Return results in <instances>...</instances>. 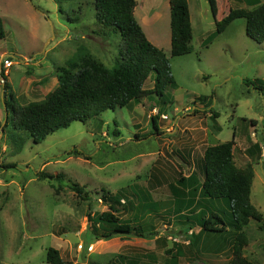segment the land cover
Segmentation results:
<instances>
[{"label":"rangeland","instance_id":"374dc122","mask_svg":"<svg viewBox=\"0 0 264 264\" xmlns=\"http://www.w3.org/2000/svg\"><path fill=\"white\" fill-rule=\"evenodd\" d=\"M135 1L136 21L165 53L173 83L162 97L75 121L39 143L12 126L8 110L0 133V264H46L48 248L69 264H171L172 257L177 264H228L233 230L201 231L186 200L192 194L187 189L176 205L169 187L191 173L202 181L204 149L232 139L235 166L253 171L250 202L262 216L243 229L242 256L264 264V94L245 85L257 80L264 86V42L246 36L243 19L214 34L216 22L243 0H215L213 12L209 0H188L191 52L172 56L168 0ZM94 15V0H0V61L6 55L11 62L3 97L0 83V126L2 101L24 106L42 100L57 86L56 68L80 48L108 68L115 64L120 35ZM152 86L149 77L144 88ZM152 116L158 135H152ZM74 184L87 199L75 194ZM106 192L123 196L118 217L140 225L147 237L94 239L88 217L108 210L101 201ZM203 202L204 214L215 210L229 220L225 200Z\"/></svg>","mask_w":264,"mask_h":264},{"label":"trees","instance_id":"16d2710c","mask_svg":"<svg viewBox=\"0 0 264 264\" xmlns=\"http://www.w3.org/2000/svg\"><path fill=\"white\" fill-rule=\"evenodd\" d=\"M58 4L60 1L54 0ZM170 12V54L185 55L191 52L192 27L187 0H168ZM210 8L215 11V0H209ZM135 0H94L97 24L114 27L121 39L118 58L115 64L108 68L94 59L85 49L80 48L64 66L56 68L57 86L37 102L24 106H11L9 100H4L7 112L12 113L11 121L15 129L24 130L32 137L34 143H39L48 135L59 129L70 126L75 121L86 122L107 110L128 108L149 95L162 97L166 88L173 83L171 67L165 53L152 45L134 18ZM251 9H229L227 14L215 24L214 34H221L235 20L243 19L245 34L257 43L264 42V4L254 0ZM5 30L0 18V40L4 39ZM2 67L1 75L4 76ZM152 79L151 89H145L144 84ZM245 85L264 94V86L259 81H246ZM5 79L4 89H8ZM8 97L14 103L10 94ZM217 117L213 112L211 115ZM8 119V116H7ZM8 121V120H7ZM7 121L4 126L6 128ZM153 134L158 135L156 117H151ZM253 124L254 122L251 121ZM233 139L227 142L208 146L204 149L201 165L202 181L192 174L188 178H180L176 186H170L174 203H180L185 193L192 194L186 199L198 214L199 227L205 233H224L233 230L231 239V259L228 264H253L242 256L246 237L243 229L250 221H262V216L250 202L253 171L251 167L237 168L233 162ZM264 159V155H263ZM41 177L53 176L40 173ZM56 178H61L56 176ZM192 185L187 187L186 182ZM192 187V188H191ZM191 188V189H190ZM75 194L81 199H87V193L77 184L72 186ZM188 189L187 192H185ZM225 200L228 203L230 218L225 221L217 211L207 214L199 208V203L210 200ZM184 200V199H183ZM196 201V204L194 203ZM101 201L108 210L94 213L90 222V233L96 241L115 236L147 237L140 225L118 217L123 196H109L104 193ZM199 210V211H198ZM179 211V210H178ZM193 210H190V213ZM180 213V211H179ZM190 227V226H189ZM188 227V228H189ZM264 230V224L261 226ZM152 235V234H151ZM264 249V243H263ZM121 259H125L123 256ZM171 264H177L172 257ZM135 260L132 263L134 264ZM46 264H69L63 260L59 251L48 248L45 254Z\"/></svg>","mask_w":264,"mask_h":264},{"label":"crops","instance_id":"0c3cea01","mask_svg":"<svg viewBox=\"0 0 264 264\" xmlns=\"http://www.w3.org/2000/svg\"><path fill=\"white\" fill-rule=\"evenodd\" d=\"M253 1L254 0H243V1H241L242 2V6L239 8V9H242V8H252V6H250V4L251 3H253ZM136 2V1H135ZM187 2H188V0H187ZM259 2L262 4H264V0H259ZM169 4V3H168ZM136 5H137V2H136ZM136 5H135V8H134V10H133V15H134V18H135V14H136V10H137V8H136ZM250 6V7H249ZM188 7H189V14H190V22H192V13H191V10H190V5H189V2H188ZM143 12L145 13V11L143 10ZM147 13V12H146ZM145 15V14H144ZM169 18H170V12H169ZM135 20H136V18H135ZM169 22H170V20H169ZM138 23V22H137ZM141 25H143L141 22H140V24H139V26L141 27ZM191 27H192V25H191ZM142 29V28H141ZM143 31V30H142ZM144 33V32H143ZM145 34V37L147 38V40L148 41H150L151 39L146 35V33H144ZM151 43H152V45H153V41H150ZM3 53H5V52H2L1 54H3ZM7 58L6 57V55H2L1 56V59L2 58ZM0 67H1V69H2V66H1V61H0ZM5 69V68H4ZM188 108H186L185 110H187ZM176 110V109H175ZM156 125H157V127L158 128H160L159 126H158V123H157V120H156ZM205 134L207 135V133L205 132ZM193 173H191L190 175H192ZM200 181V180H199ZM201 182V181H200ZM186 184L188 185L187 187H190L191 185H192V183H191V181L190 180H188V182H186ZM199 215L198 214H195V216H193V217H191V218H194V221H195V224L196 225H198L199 224V221H198V219H197V217H198ZM190 228V227H189ZM191 230V229H190ZM183 232H185L184 230H182ZM186 233H190V231H186Z\"/></svg>","mask_w":264,"mask_h":264},{"label":"water","instance_id":"95a60500","mask_svg":"<svg viewBox=\"0 0 264 264\" xmlns=\"http://www.w3.org/2000/svg\"><path fill=\"white\" fill-rule=\"evenodd\" d=\"M1 67H0V83H1V87H2V90H1V96L3 97V94H4V92H5V90H4V87H5V79L3 78V76L1 75ZM2 104H3V109H4V120H3V122H2V124H1V126H0V133H1V135H2V132H3V126L5 125V123H6V120H7V109H6V106H5V104L3 103V101H2Z\"/></svg>","mask_w":264,"mask_h":264},{"label":"built area","instance_id":"2783aa9c","mask_svg":"<svg viewBox=\"0 0 264 264\" xmlns=\"http://www.w3.org/2000/svg\"><path fill=\"white\" fill-rule=\"evenodd\" d=\"M1 66L5 69H8L11 67V62L8 60V58H2L1 59ZM162 119H166L165 116H162Z\"/></svg>","mask_w":264,"mask_h":264}]
</instances>
